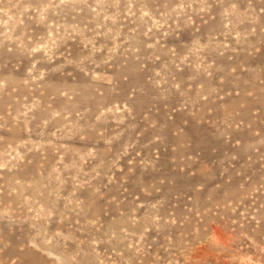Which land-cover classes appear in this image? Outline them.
I'll return each instance as SVG.
<instances>
[{"label": "rangeland", "instance_id": "obj_1", "mask_svg": "<svg viewBox=\"0 0 264 264\" xmlns=\"http://www.w3.org/2000/svg\"><path fill=\"white\" fill-rule=\"evenodd\" d=\"M0 264H264V0H0Z\"/></svg>", "mask_w": 264, "mask_h": 264}]
</instances>
